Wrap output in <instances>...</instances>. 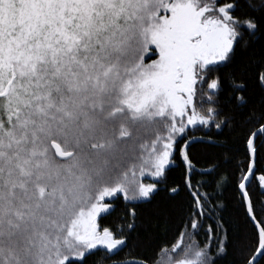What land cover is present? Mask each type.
<instances>
[{"label":"snow or ice","instance_id":"1","mask_svg":"<svg viewBox=\"0 0 264 264\" xmlns=\"http://www.w3.org/2000/svg\"><path fill=\"white\" fill-rule=\"evenodd\" d=\"M0 264H264V0H0Z\"/></svg>","mask_w":264,"mask_h":264},{"label":"trees","instance_id":"2","mask_svg":"<svg viewBox=\"0 0 264 264\" xmlns=\"http://www.w3.org/2000/svg\"><path fill=\"white\" fill-rule=\"evenodd\" d=\"M242 159H243V157H239L238 160H237V163L242 162ZM201 191H203V190H201ZM201 238H202V237H201Z\"/></svg>","mask_w":264,"mask_h":264}]
</instances>
